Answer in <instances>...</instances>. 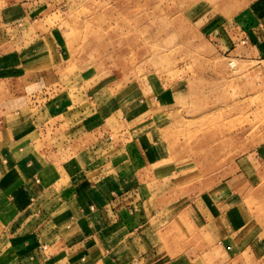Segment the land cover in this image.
Returning <instances> with one entry per match:
<instances>
[{
	"label": "crops",
	"instance_id": "obj_1",
	"mask_svg": "<svg viewBox=\"0 0 264 264\" xmlns=\"http://www.w3.org/2000/svg\"><path fill=\"white\" fill-rule=\"evenodd\" d=\"M45 58L0 53V264H264V229L236 191L247 167L235 163L233 194L195 195L184 152L162 133L173 87L92 95L61 69L33 68Z\"/></svg>",
	"mask_w": 264,
	"mask_h": 264
},
{
	"label": "rangeland",
	"instance_id": "obj_2",
	"mask_svg": "<svg viewBox=\"0 0 264 264\" xmlns=\"http://www.w3.org/2000/svg\"><path fill=\"white\" fill-rule=\"evenodd\" d=\"M258 1L0 0V53L44 52L33 68L61 69L92 95L109 84L114 92L138 84L173 87L176 104L162 116L172 128L162 133L184 152L195 195L233 194L240 161L247 169L237 194L264 229V6L256 7ZM9 8L18 20L8 26ZM236 19L246 30L234 26Z\"/></svg>",
	"mask_w": 264,
	"mask_h": 264
},
{
	"label": "built area",
	"instance_id": "obj_3",
	"mask_svg": "<svg viewBox=\"0 0 264 264\" xmlns=\"http://www.w3.org/2000/svg\"><path fill=\"white\" fill-rule=\"evenodd\" d=\"M249 39V35H245L244 38H243V42H247V40Z\"/></svg>",
	"mask_w": 264,
	"mask_h": 264
}]
</instances>
